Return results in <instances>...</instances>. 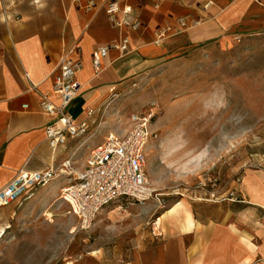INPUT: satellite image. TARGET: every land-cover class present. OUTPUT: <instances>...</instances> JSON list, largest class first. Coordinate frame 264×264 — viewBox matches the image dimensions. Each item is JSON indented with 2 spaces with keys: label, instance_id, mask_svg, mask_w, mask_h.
I'll return each mask as SVG.
<instances>
[{
  "label": "crops",
  "instance_id": "0c3cea01",
  "mask_svg": "<svg viewBox=\"0 0 264 264\" xmlns=\"http://www.w3.org/2000/svg\"><path fill=\"white\" fill-rule=\"evenodd\" d=\"M108 1L0 0V188L19 168L59 169L78 152L84 155L82 163L72 169L80 170L89 149L103 139L98 134L118 132L108 121L111 116H105L107 109L102 113L103 105L136 77L197 46L264 33V0H211L206 9L197 0H116L120 7L131 6L130 19L140 22L136 30L112 25L104 11ZM164 25L172 31L157 43L154 32ZM123 38L128 50L110 47L96 72L93 50ZM72 47L77 48L72 56L82 66L76 74L77 95L67 111L74 123L85 122L89 131L69 138L53 153L45 134L50 119L39 106V96L50 90L61 54ZM65 181L57 176L19 201L1 206L0 246L5 233L24 216L21 200H61L57 196ZM249 182L241 194L235 192L237 201L226 197V202L181 208L180 199L159 213L156 234L151 228L136 230L137 235L131 230L123 240L94 245L53 264H264V194ZM109 207L99 214L112 213Z\"/></svg>",
  "mask_w": 264,
  "mask_h": 264
},
{
  "label": "rangeland",
  "instance_id": "374dc122",
  "mask_svg": "<svg viewBox=\"0 0 264 264\" xmlns=\"http://www.w3.org/2000/svg\"><path fill=\"white\" fill-rule=\"evenodd\" d=\"M105 109L118 132L128 128L131 114H151L145 172L162 205L110 206L112 213L98 214L81 230L62 200H21L26 211L5 233L0 264H53L109 246L131 230L150 231L159 213L180 199L181 208L226 202L249 181L264 194V33L197 46L113 92ZM82 157L73 154L71 166Z\"/></svg>",
  "mask_w": 264,
  "mask_h": 264
},
{
  "label": "built area",
  "instance_id": "2783aa9c",
  "mask_svg": "<svg viewBox=\"0 0 264 264\" xmlns=\"http://www.w3.org/2000/svg\"><path fill=\"white\" fill-rule=\"evenodd\" d=\"M197 1L203 9L212 4L211 0ZM92 4L90 1L89 5ZM104 11L116 27L125 26L136 30L140 26L138 20L130 19L132 8L129 5L120 7L116 0H109ZM177 20L180 25H185L184 18ZM171 31L170 25L158 27L154 32L155 42L159 43ZM110 47L126 52L127 39L100 45L93 50L92 64L96 72L100 69L101 58ZM75 49L69 48L61 54L54 68L50 90L39 96V106L50 119L45 126V134L53 153L65 146L69 138L87 130L85 122L74 123L67 111L77 95L76 74L82 66L81 61L72 56ZM87 113L91 114V111ZM150 120L151 114L145 112L131 114L125 131L109 132L89 149L80 170H73L69 159L62 161L59 169L53 166L43 170L19 168L13 178L0 188V207L19 201L57 176L66 179L60 187L59 197L67 204L68 213L77 218L81 230L88 229L98 214L109 206L123 208L131 204L143 205L149 200L162 205L161 193L151 185L145 172V152L152 135ZM228 198L237 201L233 191L229 192ZM151 230L154 234L159 230L157 217L151 223Z\"/></svg>",
  "mask_w": 264,
  "mask_h": 264
},
{
  "label": "bare ground",
  "instance_id": "6f19581e",
  "mask_svg": "<svg viewBox=\"0 0 264 264\" xmlns=\"http://www.w3.org/2000/svg\"><path fill=\"white\" fill-rule=\"evenodd\" d=\"M147 114H149V113H147ZM150 115V114H149Z\"/></svg>",
  "mask_w": 264,
  "mask_h": 264
}]
</instances>
